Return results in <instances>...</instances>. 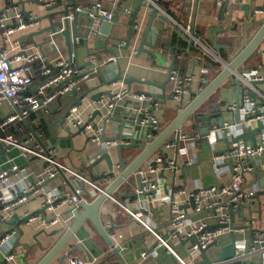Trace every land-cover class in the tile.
Masks as SVG:
<instances>
[{
  "label": "crops",
  "instance_id": "1",
  "mask_svg": "<svg viewBox=\"0 0 264 264\" xmlns=\"http://www.w3.org/2000/svg\"><path fill=\"white\" fill-rule=\"evenodd\" d=\"M65 3V0H0V11L7 5V3L16 4L19 10L24 9L31 16H39V25L23 31H17L10 36V40H19L20 45L24 48L33 47L30 39L36 41L40 40L44 34L33 36L36 32L48 25V17L50 13L54 12L51 9L53 3ZM77 2H98L107 10H116L117 4L120 0H76ZM154 1V0H153ZM171 1L168 8L171 10L169 20L172 26H166L159 19H155L152 25L161 29L159 43L167 41V45L160 48L159 57L152 65V58L146 54L135 56L132 54L135 44L130 46L127 50L120 48L124 45V39L127 32V21L134 11L138 0H124L118 6V20L114 25V29L118 31L119 40L108 39L106 47L109 51L104 52L102 57L117 56L115 63L112 65H119V72L124 77L140 78L141 80H150L156 84H161L167 79V72L164 69L170 62L171 55L169 50L173 49L176 56L173 68H176L180 74L193 72L198 73L199 62L203 60L191 55V47H189L188 39L190 36L184 31L186 25H194L192 33L195 38L202 40L207 44L212 53L218 60H211L206 57L209 62H214L218 69L222 67L223 61L231 60L243 47L244 43L250 40L257 32L264 21V11L260 13H253L254 8L261 6L264 0H165ZM225 2V9L222 3ZM91 15V11L86 10ZM145 12L144 9H142ZM141 13L143 15L144 13ZM10 19L5 21L7 24L11 22ZM144 16V15H143ZM139 20V19H138ZM137 20V21H138ZM143 20L139 21L142 34L144 30ZM82 27L78 30V34L85 36V28L87 21H83ZM103 22L100 19H95L90 33L87 38H76L73 43L77 44V62L79 66L87 62L89 53L103 50L105 40L95 37V32L102 27ZM107 27V26H106ZM180 30L182 36H178L174 29ZM164 31H163V30ZM107 31L109 28L106 29ZM58 48V54L67 59V53L61 38L55 39ZM218 44L225 48H220L216 52L212 48V44ZM112 44H117L118 47H112ZM193 45V44H192ZM191 45V46H192ZM0 47H3V42L0 37ZM12 53L16 52L7 43L5 46ZM48 59H51L54 54H51V47L46 44L42 47ZM264 46L261 44L259 54L254 56L248 63L253 62L257 64V68L264 72ZM105 56V57H104ZM68 60V59H67ZM97 62H92L91 65L85 66L88 69L96 66ZM42 60H37L32 65V82L36 84L43 75L40 67ZM160 65V66H159ZM164 66V67H163ZM114 72V73H112ZM116 70H109L108 77L112 78ZM91 78L96 77L99 82H102L101 76L95 72L90 74ZM197 76L193 82V89L198 86ZM223 82L220 86V104L224 101H230L232 96V89L229 87L230 83ZM120 83L126 87L122 82H112L108 86H101L98 89L89 91L87 95L80 102L78 108V116L83 122L90 120L89 116L95 122L99 120V114L95 113L96 108H99L103 114L106 113L105 107L93 102V96L98 91H116ZM130 92L147 91L150 86L143 81L132 80L129 82ZM89 89L85 82H81L75 89L76 95L59 96L46 110H36L33 114L27 117L30 128L39 137L40 142L46 148H53L56 155L62 159L66 166L76 168L82 174L87 175V178L94 176L93 169L88 168L87 164L101 156L100 151L106 150V154L112 162V169L115 175L120 173L122 168L119 165V158L127 165L140 151V147H121L117 149L118 144H128L131 139H138L141 143L149 142L151 139H146V133L149 131V125L136 122L137 116L141 108L148 104V100L153 96H143L142 98L135 97L133 94L126 96L118 104L110 117L106 119L104 136L108 140H114L117 143L106 145L103 142L93 144L88 141V138L77 128L69 126L64 120V114L67 108L76 104V96L87 92ZM164 96L153 97L157 101V107L153 109V115L158 119L162 128L155 132L159 133L169 122L176 116L175 107L177 105L174 97H169L170 89L168 82L165 85ZM172 94V93H171ZM236 96L235 94H233ZM212 107V106H211ZM211 109L215 110L214 112ZM210 111L204 112L202 116L212 117L218 111L212 107ZM11 111V106L8 100H4L0 105V117L3 118ZM95 114L94 116H92ZM219 115L220 112L218 113ZM227 118V114H223ZM220 116V117H221ZM219 118V117H217ZM207 122V121H206ZM184 122L181 123V126ZM202 123V122H201ZM200 122L195 120L193 124L184 125L181 131L187 134L184 138H178L177 141H172L173 147L164 149V143L169 142L165 140L160 146L152 152L147 158H154L158 153H164L167 159H173L179 170H170L163 168L158 174L160 179L159 187L153 192L149 199L143 195H133V185L136 182V177L132 173L126 178L111 196L108 197L100 207V220L108 233L120 234L122 239L119 242L124 244V248L119 251L120 257L114 255L109 246L104 242L97 230L89 221H85L82 226L73 234L64 247L63 251H69V256H77L85 261L90 258H95L93 264H177L175 258L171 254H167L164 249L153 251L151 248L155 243L157 237L165 238L168 246L176 252L179 256L187 258L184 241L177 239H170L168 233L170 230L169 218L175 211H183L187 214L186 223H192L196 216L193 215V207L190 203L191 194L195 193L202 187L213 185V178L222 183H227L231 174V168L226 162H221L220 173L214 176L211 169V149L216 147L224 148V141H218L213 148L198 134V129L201 126ZM253 132H246L237 137L235 143L252 144L259 139V135L251 123ZM181 129V127H180ZM179 129V130H180ZM0 135H11L15 139L21 140L32 133L23 121L15 122L8 128L0 130ZM246 135L247 137H242ZM171 136H174L172 134ZM170 136V137H171ZM200 136V137H199ZM123 139H119V138ZM105 141V140H104ZM132 144L134 142H131ZM235 143L230 142V145ZM98 154V155H97ZM95 156V158H93ZM142 164V163H141ZM140 164V165H141ZM12 165L20 167L17 172H9V183L7 186L0 188V200H10L16 195H19L25 187L28 180H36L42 174L44 161L41 158L33 156H25V152L20 148H10L0 154V172L9 170ZM139 165V166H140ZM257 170L251 174L246 175V187L254 189L255 193L249 198L240 201V204L232 210V224L234 226H245V229L236 231L237 240L245 241L248 239L250 230L247 226L250 225L251 219L257 217V210L264 209V161L262 157L256 159ZM98 169V174L108 172V164L105 158L99 160L95 166ZM134 172V171H133ZM113 179V177H112ZM111 182V181H110ZM109 182V183H110ZM42 189L46 192L57 189L61 194L69 193V188L61 176L57 175L55 178L48 179L42 185ZM90 189V188H89ZM181 189L183 193L177 192ZM91 198L96 192L90 189ZM88 197V196H87ZM89 198V197H88ZM162 199V200H161ZM25 210L37 211L39 210V202L37 198L30 197L28 201L15 210V215L11 218L13 225L17 228V242L15 245L16 258L11 264H35L54 244L57 238L61 235V230L57 227L51 229L34 230L29 225L22 221ZM264 216V213H263ZM212 220L211 222H213ZM72 222V221H71ZM252 227L264 231V226L258 227L259 222L253 221ZM7 230V222L0 220V235ZM53 232V233H52ZM257 234V233H255ZM117 242V241H115ZM228 243V233L223 234L217 241V244L222 246ZM114 244V242H113ZM147 251L148 254L141 258V251ZM209 260L215 259L218 255L216 246H212L205 251ZM200 254H194L195 262L200 260ZM202 258V257H201ZM2 253L0 252V264ZM56 260H52L53 264ZM249 264H264V250L258 254L252 255L248 258ZM237 264V263H234Z\"/></svg>",
  "mask_w": 264,
  "mask_h": 264
},
{
  "label": "built area",
  "instance_id": "2",
  "mask_svg": "<svg viewBox=\"0 0 264 264\" xmlns=\"http://www.w3.org/2000/svg\"><path fill=\"white\" fill-rule=\"evenodd\" d=\"M147 1L149 2L150 0ZM95 8H97V12L105 20L110 21L113 18V11L105 9L100 3L95 2ZM76 9L78 10L79 7ZM261 11H264V2L261 6L254 8L253 13H260ZM10 13H12V20L7 24L5 21L10 19ZM143 19L144 16L142 15L133 24V29L136 31V40L141 32L140 23L142 22L139 21ZM38 25L39 16H31L29 13L23 14L12 3L6 7L5 12L0 13V37L3 42V47H0V105L4 100H8L11 106V111L0 121V130L8 128L15 122L22 121L23 118L27 119L36 110H46L59 96L65 95L72 89H76L81 82L91 78L90 74L73 77L74 75L81 74L83 72L82 69H75L70 66L68 60L61 55H57L58 53H55L51 59H48V62H45L40 58L38 50L33 47L29 49L23 48L19 40L11 41L9 39L17 31L27 30ZM193 27L194 25L190 26L188 24L184 28V31L193 38V46L199 50L202 56L209 57L213 61L218 60L207 44L193 36ZM7 43L16 52L12 53L8 50L5 47ZM131 52L135 54V48ZM258 54L259 52L255 56ZM37 60H42L40 71L43 78L36 84H33L31 75L32 65ZM116 60L117 56L101 58V61L110 63H115ZM87 61L91 63L97 62V57L89 54ZM198 62L197 75L193 72L180 74L176 68H172L169 72L168 86L177 103L175 107L176 113L179 110V105L184 106L187 104L224 65L222 62V67L215 69L212 66L204 64L202 60ZM248 62L247 65L254 66L255 68L249 70L240 68L232 77L228 78L227 82L230 83L229 87L232 89L231 93L234 97L232 100H226L224 104L219 105V98H221L220 87L217 88L192 112L178 131V138L186 137L187 134L181 131L183 126L193 124L196 117L204 115V112L210 111L212 107L218 108V113L220 112L221 115L227 114V118L218 113L212 116L214 122L209 126L208 132L204 135L203 139L211 148L215 147L218 141H224V148L216 147L215 149H211V169L214 175L218 176L221 162L230 160L231 174L227 183L218 181V186L216 187L213 185L202 187L191 194L193 203L192 216H196L192 220V223L185 222L187 214L183 211H175L170 216L168 237L170 239L179 238L181 241H184V244L187 243L185 245L187 258L179 256L176 252L174 253L168 246L165 238L157 237L151 249L153 251L164 249L167 254H171L175 258L177 264H203L200 249L206 248L213 241L217 242L223 234L231 230L229 225L232 219V210L240 204V201L253 196L255 193L254 189L246 187V175L257 170L255 166L257 158L262 157L264 161V72L257 68L256 63L250 64ZM196 76L198 86L196 89H193L192 86ZM235 80L240 82L239 89L236 92L233 85ZM249 93H252L253 97ZM131 94L135 97H143V95H136L134 92H130V88L124 87L120 83L116 91L109 90L108 95L103 93L97 99L92 100L106 109L105 114L102 111L99 114V120L94 122L89 116L90 120L88 119V121L83 122L78 116L80 103L72 104L67 108L64 120H66L69 126L77 128V130L83 127L81 132L93 144H99L100 142L106 145L115 144L117 142L114 140L106 139L102 141L106 119L110 117L122 99ZM83 98H81V101ZM157 104L155 98L151 97L148 100V104L139 111V122L149 125V131L145 136L147 140L152 139L154 133L158 132L163 126L152 113ZM12 105L19 108V112H16ZM96 109L99 110V108ZM220 116L222 117V123L219 126L215 122L218 119L217 117ZM251 123L254 124L259 139L255 140L252 144L233 142L232 140L241 134L253 132ZM0 141L10 145L11 148L23 149L25 156L41 158L44 161L42 174L36 180H28L21 193L14 198L6 201L0 200V220L7 222V230L0 235L1 264H11L16 258L14 250L17 242V227L13 225L11 218L15 215L14 213L17 208L25 204L30 197L37 198L39 210L33 212L25 210L23 213L25 224L34 230L57 227L61 231H64L74 219L72 211L80 209V199H78V196L83 200H88L87 191L89 193L90 189H93L96 193L102 191L112 180V176L104 172L100 175L102 176L100 179H94V176L87 178V175L82 174L76 168L64 165L62 159L56 155L53 148L44 147L33 135H29L21 140L15 139L11 135H1ZM230 142L235 144L230 145ZM173 144L172 141L165 142L164 149L173 147ZM163 154L158 153L154 158L145 159L134 170L133 174L136 177V182L132 188L134 196L143 195L146 199H149L159 187L160 179L158 174L163 168L175 171L179 170L176 162L173 159L165 158ZM19 169L20 167L12 165L9 170L1 171L0 188L8 185L10 179L9 172H17ZM59 171L64 173L66 178L71 181L74 192L69 190V193L61 194L57 189L50 192L42 189L44 182L55 178L59 175ZM177 192L183 193L181 189H178ZM212 220L214 221L211 222ZM237 230L240 231V229ZM108 234L119 251L124 248V244L119 242L122 239L120 234L114 232ZM235 248V256L232 261H235L234 263L237 264H240V262L241 264H249L248 258L250 256L264 250V231L260 230L257 234H254L249 251L244 252V241L242 240L236 241ZM197 252L201 256L198 263L195 262L194 258V254ZM147 254L148 252L143 250L140 253V257L143 258ZM95 260L94 257L85 261L77 256L66 255L63 264H93ZM207 264H227V261H216L215 258L209 260Z\"/></svg>",
  "mask_w": 264,
  "mask_h": 264
},
{
  "label": "water",
  "instance_id": "3",
  "mask_svg": "<svg viewBox=\"0 0 264 264\" xmlns=\"http://www.w3.org/2000/svg\"><path fill=\"white\" fill-rule=\"evenodd\" d=\"M120 0L117 4V9L113 11V18L108 21L105 20L97 11V8H95V2L87 1V2H77L76 0H65V3H62L60 1L53 3L51 9H54L52 13H50V17H48V25L45 26L43 29L36 32L33 36L44 34V36L36 41L33 38L31 40V44L34 49L38 50L40 53V58L44 60L45 62H48V58L43 51L42 47L46 44H49L51 47V54H55L58 52L57 45L55 43V39L61 38L63 40V44L67 53V59L70 64V66L74 67L75 69H82V73L78 75H74L73 77H78L84 74H92L97 72L102 79V82H99V80L96 77H92L89 79H86L84 82L86 86L89 87L88 91L82 94H79L76 96L75 103L79 104L81 101V98L85 97L89 93V91H93L95 89H98L101 86H108L112 82L122 81L126 84V87L129 88V82L132 80H138L143 81L144 83L148 84L150 88L147 91H138L134 92L136 95H143V96H164L165 91V85L168 82L169 78V72L173 68L176 56L173 52V49H176L177 47L171 48L169 50V53L171 55L170 62L167 66H163L164 69L167 72V79L162 82L161 84H156L150 80H141L140 78H134V77H124L119 72V65H112L110 62H103L101 61L102 54L104 52L109 51V49L106 47V43L108 39H112L114 41L119 40L118 38V31L114 29V25L117 24L118 20V6L120 4ZM171 2V1H170ZM169 1L165 0H150L149 2L147 0H138L137 5L132 12L130 18L127 21V32H126V38L123 40L124 45L120 46V48L127 50L130 46L135 44L136 41V48H135V56H139L140 54H146L152 58L151 64H155V60L159 57V51L160 48H164L163 46L167 45V41H164L163 43H159L160 34L162 33L161 29L156 28L152 25L153 21L155 19H159L162 23H164L166 26H172L171 21L168 17L172 14L171 10L168 8ZM10 4V3H9ZM7 5L2 9L1 12H5ZM16 5V4H14ZM223 8L225 9V2L222 3ZM79 7L77 10L76 8ZM142 9L145 10V12L142 11ZM86 10L91 11V14H88ZM23 14H27L28 12L24 9L20 10ZM144 13V17L146 16V20L144 23V30L142 34L135 39L136 31L133 29V24L136 20H138L142 15L141 13ZM95 19H100L103 22L102 27H100L95 32V37L101 40H105V43L103 45V50H98L97 52L89 53L93 54L97 57V64L94 67L84 69L85 66L91 65L90 61H87L84 63V65L79 66L77 62V44L73 43L76 38H87V36L90 33L91 26ZM40 20V18H39ZM83 21H87V26L85 28V36H81L78 34V30L82 27ZM40 22V21H39ZM107 26V27H106ZM109 28L107 31L106 29ZM176 34L178 36H182V32L180 30L175 29L172 27ZM163 30V29H162ZM164 31V30H163ZM189 47L193 43V38H187ZM261 44L264 46V21L257 30V32L253 35V37L244 43L242 49L229 61H223V68L213 76V78L206 83L204 88L199 91L197 95H195L187 104L184 106L179 105V110L177 111L176 116L173 118L171 122H169L159 133L154 135V137L149 142L141 143L138 141V139H131L128 144H118L117 149L121 147H140L142 148L141 151L126 165L122 158H119V165L122 168L120 173L115 175L111 169H112V162L110 161L109 157L106 154V150L100 151L99 156L97 159L93 160L90 163H84L88 165V168L93 169L94 173V179H100V176L98 173L97 163L99 160L105 158L108 164L109 171L107 172L109 176H112L113 179L109 184H107L104 189L98 193L95 194V196L91 199V193L87 191V194L89 196L88 200H83L81 197L80 199V209L73 210V221L69 225L67 229L61 232V235L57 238V240L54 242V244L51 246V248L35 263V264H49L52 260H56L53 264H63L64 258L66 254H68L67 251H63L64 247L68 244V241L73 236V234L79 229L80 226L83 225L85 221H89L93 227L97 230L99 235L102 237L104 242L109 246L112 253L116 255L117 257H120L119 249L114 246L111 238L109 237V234L107 230L105 229L104 225L102 224L100 220V207L103 204V202L111 196L112 192L117 189V187L126 179L128 178L133 171L145 160L147 159L152 152H154L162 142L165 140L168 141H177L178 139V131L181 127V123L184 122L191 114L192 112L203 103V101L217 88L221 86V84L228 78L232 77L234 73L240 69H252L255 68L254 66L247 65V62L250 58L254 57L256 53L259 52ZM112 47H118L117 44H112ZM223 46L218 45L216 43L212 44V48L219 52L220 48ZM225 48V47H223ZM264 52V50H261ZM160 66V65H159ZM111 70H116L115 74L112 76V78L108 77L107 72ZM114 73V72H112ZM235 92L239 89L240 82L238 80H235L233 82ZM108 95V90L106 91H98L93 94V96H90V98L97 99L101 94ZM69 95H76L75 89L70 90L68 93L65 94V96ZM251 97H253L252 93H249ZM169 97H172L173 94H168ZM237 98V96H236ZM14 110L16 112H19V108H17L15 105H12ZM218 111V108H215ZM212 112L215 110L211 109ZM66 112V111H65ZM95 113L100 114V110H95ZM93 114L92 116H94ZM140 119V114L137 116L136 122L138 123ZM2 118L0 117V121ZM195 120L198 122H202L198 129V134L201 137H204V135L208 132L209 126L214 122L213 117L208 116H199L196 117ZM22 121L26 124L29 131L32 133L33 136L37 138V140L40 142L39 138L37 137L36 133L32 128H30L28 121L26 118H23ZM207 121V122H206ZM217 125H221L222 123V117H219L216 119L215 122ZM83 130V127L79 129V132ZM174 134V136H171ZM171 136V137H170ZM242 137L246 138V135H243ZM1 138V135H0ZM120 140L123 138H119ZM238 138H234L232 141H237ZM106 140V137L104 136L102 138V141ZM131 142H134L133 144ZM11 146L8 144L3 143L0 141V154L3 153L5 150L10 149ZM228 148V146H227ZM98 155V154H97ZM95 158V156L93 157ZM226 164L230 167L231 162L230 160L226 161ZM59 175L64 180V182L67 184L70 191L74 192L73 184L71 181H69L64 173L59 171ZM214 175V173H213ZM215 176V175H214ZM73 180V178H71ZM213 186H218L217 180L213 178ZM197 190H195L196 192ZM190 203L191 206L192 198L190 197ZM264 206V205H263ZM264 209L261 208V202H260V209L257 210V217L251 219V223L253 221H258L259 226H264ZM22 221H25V218L22 219ZM250 223L248 229L251 231L248 239L244 241V252L249 251L251 242L253 240V236L255 233L260 231V228L254 230L252 227V224ZM230 228L231 230L228 232V243L224 244L222 246L218 245L216 241H213L210 243L206 248L200 249L201 256L203 258V264H207L209 262V259L207 255L205 254V251L212 247L216 246L218 250V256L216 257V261H227V264H234L235 261H232L235 256V243L238 241L237 238V229L243 230L245 229V226H234L232 224V219L230 220ZM53 233V232H52ZM193 240V239H192ZM245 261V260H243ZM241 264V262H240Z\"/></svg>",
  "mask_w": 264,
  "mask_h": 264
},
{
  "label": "trees",
  "instance_id": "4",
  "mask_svg": "<svg viewBox=\"0 0 264 264\" xmlns=\"http://www.w3.org/2000/svg\"><path fill=\"white\" fill-rule=\"evenodd\" d=\"M191 47V55L193 56V57H196V58H200V57H202L203 58V60H204V64H206L207 66H212V67H217L218 65L216 64V63H214V62H209V60H207L204 56H202L201 55V53L199 52V50L197 49V48H195V46H190Z\"/></svg>",
  "mask_w": 264,
  "mask_h": 264
},
{
  "label": "rangeland",
  "instance_id": "5",
  "mask_svg": "<svg viewBox=\"0 0 264 264\" xmlns=\"http://www.w3.org/2000/svg\"><path fill=\"white\" fill-rule=\"evenodd\" d=\"M206 117V116H205Z\"/></svg>",
  "mask_w": 264,
  "mask_h": 264
}]
</instances>
